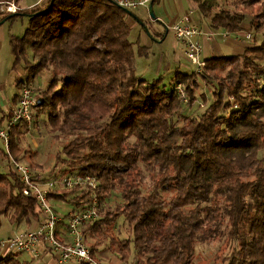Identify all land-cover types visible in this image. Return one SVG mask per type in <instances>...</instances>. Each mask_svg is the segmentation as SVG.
<instances>
[{"label": "trees", "instance_id": "obj_1", "mask_svg": "<svg viewBox=\"0 0 264 264\" xmlns=\"http://www.w3.org/2000/svg\"><path fill=\"white\" fill-rule=\"evenodd\" d=\"M196 1L214 29L240 31L250 16L253 46L211 56L200 72L177 71L169 83L137 75L136 51L148 50H136L130 40L133 11L113 0H54L52 6L48 0L9 14L30 20L22 36L10 37L13 68L26 61L19 90L49 74L34 120L46 114L49 132L61 141L56 163L98 179L95 189L50 191L48 200L76 208L98 200L99 219L83 227V236L101 264L102 245L125 264H198V245L213 243L216 254L204 264H264V35L258 37L264 0ZM200 100L201 115L181 113ZM22 127L26 121L10 127L11 162L32 154L19 144ZM10 167L0 172V225L7 216L34 227L43 211ZM119 216L129 225L127 238L115 234ZM20 254L0 246V264H29Z\"/></svg>", "mask_w": 264, "mask_h": 264}, {"label": "rangeland", "instance_id": "obj_2", "mask_svg": "<svg viewBox=\"0 0 264 264\" xmlns=\"http://www.w3.org/2000/svg\"><path fill=\"white\" fill-rule=\"evenodd\" d=\"M47 1L48 0H9L4 2V4L0 5V11L3 12L2 16L0 17L4 20L0 24V29L6 36V43L0 49V73L2 75L5 74L6 65L8 63H11L10 67L12 69L11 71H13L12 74L14 75V79L17 76L18 72L24 71L26 75L25 59L21 61L17 69L13 68L14 57L11 52L10 37L11 35L22 36L25 33L30 23L29 16L19 14L13 17H9V14L27 12L29 10L44 5ZM175 1L176 4L173 3L174 0H158L157 2H155L152 9L155 14V18L151 16L152 10L150 8L133 9L132 11L134 15H131L129 18V21H134V24H131L132 29L130 32V40L134 42L136 50L138 45H143L148 50V53L146 55H140L136 51L137 75L139 77L145 78L148 81L163 78V82L165 81V83H167L169 78L171 77H169L171 73H167L165 70H161V75L159 76V74H157L156 72L160 61V56L164 55L165 61L168 59H173L175 52L177 53L178 51H180V47L183 46V44L177 39L174 31L168 28V24L166 22L169 23V17L173 15L175 11V9L171 10V5H189L191 0ZM209 1L213 4H217L219 2L223 4L224 0ZM232 1L234 0H226V3ZM8 6H11L13 11H9ZM183 9H188L190 11V8H187L185 6ZM187 14L190 15L191 19L193 18L191 12H188ZM158 16L163 18L165 22H163V20H161ZM182 16L183 15H181L180 18ZM166 31L168 33L165 37V40L161 41L164 35L166 34ZM263 35V33H260V35L258 36L259 41L263 39ZM26 59L31 62L33 60L32 49L29 46L26 48ZM260 63L264 65V61ZM191 70H193V68ZM48 79V72L43 71L42 73L37 75L33 80L31 86L34 87L38 97L40 96L41 91L46 86ZM14 88L16 87L14 86ZM202 90L204 91L205 88L203 87ZM202 103L203 102H201L200 100L197 104L194 105L192 109L187 108V106L184 104L181 113L183 115L186 114L197 117L201 115V113L205 110L206 105ZM176 118H178V115H176ZM7 125L8 122L7 124L5 123V127ZM22 131L25 133H23L24 135L21 137L19 144L23 149L32 151V154L31 158L21 159L18 162L30 167L34 175L41 173V176H43L44 181L47 179L57 178L64 174L65 167L61 164L56 163L58 154L60 151H62V144L61 141H57L54 135L49 132V129L47 128V115L41 114L35 120L33 119V122L28 125V128L22 127ZM7 152V146L0 139V172L3 173L8 172L9 168H11L10 165L15 162H11ZM259 156L264 157V150H261L259 152ZM148 176L146 177L147 181H149ZM42 188H46V186L42 185ZM112 200H115L114 197H112ZM59 214L62 217H65V213ZM31 227L32 226L28 225L26 222H22L19 224L13 223L7 216H2L0 225V240L15 235L16 233H21L27 229H31ZM115 234L123 238L129 237V225L123 216L118 217L117 225L115 228ZM217 249L218 243L198 245V256H196L198 264H204L205 262L212 260L216 254ZM130 253L131 254L128 258L129 263L132 262L134 256L133 245H131ZM97 256L103 261H108L109 264H116L118 262H121L120 255L116 251L113 252V250L107 249L106 245H102L100 247V251L97 253ZM20 258L23 261L28 260L29 262L33 263L31 261L30 255L26 252H22L20 254ZM33 264H35V262ZM42 264L45 263L42 262Z\"/></svg>", "mask_w": 264, "mask_h": 264}, {"label": "built area", "instance_id": "obj_3", "mask_svg": "<svg viewBox=\"0 0 264 264\" xmlns=\"http://www.w3.org/2000/svg\"><path fill=\"white\" fill-rule=\"evenodd\" d=\"M113 1L121 7L133 10L150 8L153 0ZM8 10L13 11L11 6H8ZM169 27L184 45L185 55L190 64L195 67L197 72H200L205 67V60L201 57L202 44L196 37L203 34L202 30L192 23V19L187 13ZM247 38L251 39L250 32L247 33ZM180 97L183 101H187L182 89L180 90ZM38 104L39 99L34 87L31 85L24 86L8 125L6 127L0 126V139L7 148L10 127L23 121L30 125L33 122ZM12 165L20 180L27 185L24 191L25 194L34 196L38 200L43 213L42 220L34 228L0 240L2 251L5 250V253L26 252L32 258H38L39 245L45 243L57 258L58 264H70L71 262L101 264L91 256L89 242L83 236V227L99 219L98 200L94 198L92 203L84 208H71L65 224L63 217L56 212L48 200L50 191L75 187L81 190L95 189L98 187V179L90 174H81L77 170H70L57 178L44 181L41 173L34 175L30 167L20 162H13ZM42 185L46 188H42Z\"/></svg>", "mask_w": 264, "mask_h": 264}, {"label": "crops", "instance_id": "obj_4", "mask_svg": "<svg viewBox=\"0 0 264 264\" xmlns=\"http://www.w3.org/2000/svg\"><path fill=\"white\" fill-rule=\"evenodd\" d=\"M164 1V0H163ZM165 3V2H164ZM176 4V1L174 2ZM185 7L190 8V11L188 9H183ZM174 14L169 17L170 21L168 24V28L171 29V26L173 23H175L181 15H184L185 13L191 12L193 23L198 26L203 34L200 36H197L196 39L199 40L202 44L203 51H202V58L206 60L207 58L211 56H224V55H239L245 52V50L248 47L253 46V42L251 39L247 38V33L250 32V19L251 17L247 16L246 20L244 21L242 25V29L237 32H228L224 29H214L211 26L210 20L208 18H205L200 10L198 9V4L196 0H191L189 5H171V10H174ZM159 17V16H158ZM161 20L163 18L159 17ZM2 18L0 17V20ZM4 20L0 21V24ZM163 22H165L163 20ZM130 25L134 24V21H129ZM172 30V29H171ZM164 35L161 41L165 40V37L167 35ZM6 43V36L3 33V31L0 29V49L5 45ZM184 46V45H183ZM180 47V51L177 53L175 52L173 59H168L165 61V56H160V61L158 64V67L156 69L157 74L159 76L161 75V70H165L167 73H171L169 75V80L167 83L171 82L173 80V77L175 76V73L177 71L181 72H189L192 68L194 69V66L190 65L189 60L187 59V56L185 55V47ZM10 61V60H9ZM11 63H8L6 65L5 74L0 73V112H1V119H0V126L5 127V123L10 120L11 115L13 114V110L16 108L21 90H19V87L17 86V81L22 80L25 78L24 71L18 72L17 76L14 79V75L12 74L13 71H11L10 67ZM16 75V74H15ZM167 76V75H166ZM49 81V79H48ZM48 81L46 83V86L44 89L48 86ZM14 86L16 88H14ZM43 89V90H44ZM35 153V152H34ZM31 158V156L27 157ZM26 159V158H23ZM51 206L59 213H65L64 215H67L71 208L74 207V205L70 202H65L62 200L57 199H51L50 201ZM36 226V225H35ZM34 226V227H35ZM33 227V228H34ZM6 251L4 250L3 253ZM31 261L35 264H58L57 258L54 256V254L51 252L50 248L45 244L41 243L39 245V257L38 258H32ZM28 261V260H26ZM29 262V261H28ZM105 264H109L108 261H102ZM29 262V264H33ZM70 264H77L75 262H71ZM116 264H125L122 261Z\"/></svg>", "mask_w": 264, "mask_h": 264}, {"label": "water", "instance_id": "obj_5", "mask_svg": "<svg viewBox=\"0 0 264 264\" xmlns=\"http://www.w3.org/2000/svg\"><path fill=\"white\" fill-rule=\"evenodd\" d=\"M53 3H54V0H51V4H50V6H52ZM150 9H151V10L153 9V8H152V4H151V6H150ZM151 16H152L153 18H155V14H154L153 10H152ZM39 101H40V100H39Z\"/></svg>", "mask_w": 264, "mask_h": 264}]
</instances>
